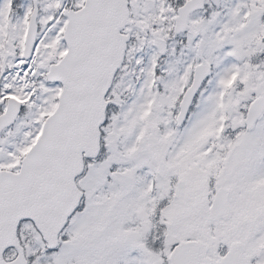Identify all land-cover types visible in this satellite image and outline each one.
Wrapping results in <instances>:
<instances>
[{
    "label": "snow or ice",
    "instance_id": "snow-or-ice-1",
    "mask_svg": "<svg viewBox=\"0 0 264 264\" xmlns=\"http://www.w3.org/2000/svg\"><path fill=\"white\" fill-rule=\"evenodd\" d=\"M0 264H264V0H0Z\"/></svg>",
    "mask_w": 264,
    "mask_h": 264
}]
</instances>
